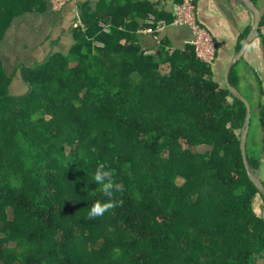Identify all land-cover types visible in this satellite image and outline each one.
Returning a JSON list of instances; mask_svg holds the SVG:
<instances>
[{
	"label": "trees",
	"instance_id": "16d2710c",
	"mask_svg": "<svg viewBox=\"0 0 264 264\" xmlns=\"http://www.w3.org/2000/svg\"><path fill=\"white\" fill-rule=\"evenodd\" d=\"M48 1L0 0V41ZM143 8L157 29L161 12ZM82 20L69 54L22 67L26 92L0 56V264H256L264 217L241 149L246 104L193 46L162 40L146 55L124 18ZM101 163L124 188L89 218L108 199L93 181Z\"/></svg>",
	"mask_w": 264,
	"mask_h": 264
},
{
	"label": "crops",
	"instance_id": "0c3cea01",
	"mask_svg": "<svg viewBox=\"0 0 264 264\" xmlns=\"http://www.w3.org/2000/svg\"><path fill=\"white\" fill-rule=\"evenodd\" d=\"M181 1L71 0L62 10L55 11L49 0L45 10L17 16L0 41V56L7 73L13 75L11 89L17 90L18 93L28 89L22 75L23 66L40 65L54 53L71 52L77 42L74 29L79 12L88 19L106 13V18L111 24L114 20L124 18L125 22L121 27L127 28L126 32L135 38L136 44L146 55H159L162 40L167 41L173 51L188 50L192 46V32L186 25L168 24L159 34L142 30L150 26V21L156 18L154 12L147 13L143 8L146 4L155 5V9L162 14L161 21L171 22L174 18V7ZM254 2L264 14V0ZM196 3L198 19L213 34L218 46L217 58L212 65L213 79L222 88H228V64L246 42L254 24V14L240 0H196ZM169 18L172 20L168 21ZM109 22H101L106 31L111 26ZM122 42H126V39ZM229 78L230 82H233L231 84L236 86L251 104L252 100L256 103L259 113L257 129L251 136V148L261 162L259 170L264 182V38L261 34L249 44L242 58L232 66ZM247 90L251 92L250 96L243 93ZM229 100L233 101V97L230 96ZM254 208L259 214L264 213V199L261 194L256 196ZM256 264H264V253L257 258Z\"/></svg>",
	"mask_w": 264,
	"mask_h": 264
},
{
	"label": "built area",
	"instance_id": "2783aa9c",
	"mask_svg": "<svg viewBox=\"0 0 264 264\" xmlns=\"http://www.w3.org/2000/svg\"><path fill=\"white\" fill-rule=\"evenodd\" d=\"M70 1L71 0H50L52 8L55 11L62 10ZM153 22L154 18L150 21V24ZM78 24L84 25L80 12L77 14L76 26H78ZM168 24L188 26L192 32L191 44L197 58L207 64H214L218 52L217 42L210 30L198 19L196 0H182L177 3L174 7V18L171 22L160 21L157 29L154 30L151 26H148L142 30L156 33L164 29ZM260 34L264 38V24L260 26Z\"/></svg>",
	"mask_w": 264,
	"mask_h": 264
},
{
	"label": "water",
	"instance_id": "95a60500",
	"mask_svg": "<svg viewBox=\"0 0 264 264\" xmlns=\"http://www.w3.org/2000/svg\"><path fill=\"white\" fill-rule=\"evenodd\" d=\"M249 10H251L254 14V24L251 29V32L244 43L242 49L240 52L233 58V60L228 64L227 70H226V80L228 89L230 90L231 94L235 97L240 98L247 106V116L245 120V124L241 131V149L242 154L244 158V162L246 165V169L248 172V175L250 179L254 182V184L257 186L258 190L261 194L264 195V182L260 174V170L253 169L251 162L249 160V157L247 155V142H248V136L250 132L251 127V118H252V106L250 101L242 94V92L233 84L230 82L229 73L232 66L242 58V55L246 51L249 44L256 38L260 36V24L263 17V12L261 9L257 6V4L254 2V0H240ZM264 217V213H263Z\"/></svg>",
	"mask_w": 264,
	"mask_h": 264
},
{
	"label": "clouds",
	"instance_id": "9594fccd",
	"mask_svg": "<svg viewBox=\"0 0 264 264\" xmlns=\"http://www.w3.org/2000/svg\"><path fill=\"white\" fill-rule=\"evenodd\" d=\"M95 181L100 187L103 196L107 197L106 201H97L91 206L88 216L89 218H96L102 216L105 212L115 206L113 200L114 192L122 191L124 186L121 183H116L113 179L112 172L108 170L105 164L101 163L97 166L93 176Z\"/></svg>",
	"mask_w": 264,
	"mask_h": 264
},
{
	"label": "rangeland",
	"instance_id": "374dc122",
	"mask_svg": "<svg viewBox=\"0 0 264 264\" xmlns=\"http://www.w3.org/2000/svg\"><path fill=\"white\" fill-rule=\"evenodd\" d=\"M169 68H170V66H169V64L167 63L166 65H162L161 66V71L163 72V73H166V72H168V71H170L169 70ZM242 87V86H241ZM15 93H18L17 92V90H13ZM23 92H26V91H22V93ZM246 96H250L251 95V92H249L248 90L247 91H245V92H243ZM252 104H253V109H252V112H253V122H252V131H251V135H250V138H251V136H252V134H254V132L256 131V129H257V116H258V110H256L257 108H256V103H255V101L254 100H252ZM252 138H251V140H249V145L251 146V147H253V144H252ZM260 145H261V143H260ZM259 145V146H260ZM259 148V147H258Z\"/></svg>",
	"mask_w": 264,
	"mask_h": 264
}]
</instances>
